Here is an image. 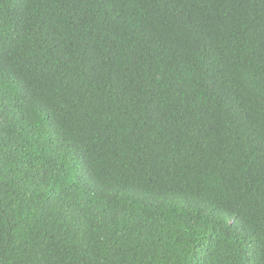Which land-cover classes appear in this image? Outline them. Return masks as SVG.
I'll return each mask as SVG.
<instances>
[{
	"label": "trees",
	"instance_id": "trees-1",
	"mask_svg": "<svg viewBox=\"0 0 264 264\" xmlns=\"http://www.w3.org/2000/svg\"><path fill=\"white\" fill-rule=\"evenodd\" d=\"M0 264H264V0H0Z\"/></svg>",
	"mask_w": 264,
	"mask_h": 264
}]
</instances>
